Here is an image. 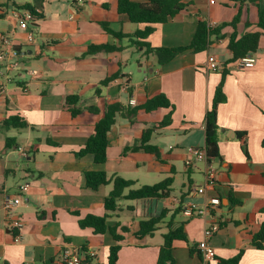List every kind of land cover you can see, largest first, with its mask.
<instances>
[{
  "label": "crops",
  "instance_id": "obj_1",
  "mask_svg": "<svg viewBox=\"0 0 264 264\" xmlns=\"http://www.w3.org/2000/svg\"><path fill=\"white\" fill-rule=\"evenodd\" d=\"M187 1L184 10L156 25L147 42L153 47L189 45L199 20L216 28L240 16L236 29L223 28L221 38L212 36L203 52L185 51L159 65L154 55L139 52L128 38L117 39L101 25L105 22L125 34L145 27L119 13L116 0H85L82 6L76 0H0V264H54L66 246L78 249L82 258L87 253L93 264H105L116 244L121 246L116 264H157L170 221L172 226L182 224L187 234V241L174 242L175 264H204L197 246L213 220L219 222L220 229L210 239L215 259L209 264H221L241 250L244 253L238 264H264V249L253 245L264 224V35L255 63L242 69L236 63L226 67L227 101L218 112L220 157L191 168L185 165L189 148L204 146L205 116L222 77V69H207L208 62L214 57L221 65L231 58L227 44L233 33L240 37L261 31L256 24L263 0ZM12 2L30 4L41 12L29 22L27 31L19 27L17 18L27 10H18ZM29 34L33 42L28 41ZM4 36L10 39L9 46L3 43ZM103 44L121 50L85 56L91 45ZM17 48L19 56L12 58L10 51ZM14 62L17 66L10 68ZM115 74L117 79L100 85ZM99 87L100 94H96ZM159 94L173 105V123L154 130L151 136L160 159L142 151L122 153L125 147L138 145L143 132L171 109L139 110L132 120L119 116L109 133L103 164L95 163L92 155H76L94 134L100 118L85 108L95 106L103 112L110 103L135 108ZM67 95L79 96V106L84 108L75 118L66 109ZM131 99L135 105L130 104ZM11 116H18L28 127L4 126ZM238 132L246 133L249 156ZM8 137L15 138L17 145L7 148ZM209 164L217 170V184L198 194L196 188L205 185ZM88 171L135 181L133 188L167 177L174 181L167 199L121 201L117 211L108 213L109 226L128 228L123 232L119 227L118 234L124 239L116 242L110 232L98 234L79 225L89 214L107 213L104 199L113 187H87ZM182 174L186 180L175 191L174 183ZM146 178L158 181L148 184L142 181ZM23 184L28 185L26 191H20ZM214 196L221 199V205L212 217L175 214L187 203L204 207ZM15 197L21 198L16 214L24 223L19 232L8 229L4 209L5 202ZM165 208L170 211L153 235L136 236L142 220L158 216ZM16 233L22 235L20 242L15 241Z\"/></svg>",
  "mask_w": 264,
  "mask_h": 264
},
{
  "label": "trees",
  "instance_id": "obj_2",
  "mask_svg": "<svg viewBox=\"0 0 264 264\" xmlns=\"http://www.w3.org/2000/svg\"><path fill=\"white\" fill-rule=\"evenodd\" d=\"M11 1V0H8ZM117 10L121 14L128 15L130 21L135 24H144L143 29L137 30L132 34H125L123 32H117L109 28V25L105 22L101 23L103 28L117 39L128 38L131 46L136 47L139 52H143L145 55H154L157 60V64L163 65L172 59H174L180 53L185 51H192L194 53H200L205 51L210 44V38L215 36L221 38V31L227 26H231L236 29V25L239 22L240 16H236L230 23H223L216 28H212L206 21L199 20L197 22V29L189 45L181 47H153L147 42L148 37L155 31L156 25L167 23L171 18L177 15L179 12L185 9L188 5L187 0H116ZM241 2L246 0H240ZM18 10L26 9L37 16V12L30 4L19 5L12 2ZM259 9V21L256 24L261 31L246 32L238 37L237 33H233L227 44V48L231 53V58L221 64L222 77L221 81L215 89V94L211 103V106L207 110L205 116L204 130H205V143L206 155L208 162L212 159L220 157L219 151V122L218 112L219 106L227 101V96L224 91L225 79L228 75L226 67L228 64L237 63L240 59L247 56H255L259 49V41L262 35H264V0L258 5ZM121 48L116 45L103 44V45H91L85 56L95 55L100 52L113 53L120 51ZM17 51L20 52L19 48ZM118 74L112 75L104 79L100 85H106L111 81L117 79ZM100 87L97 88L96 94H100ZM66 109L70 113L71 117L75 118L84 111V108L79 106L80 97L77 95H67ZM171 109V111L164 116V118L156 123L152 128L146 129L140 139L138 145L125 147L123 150V156L129 152H145L160 159V152L157 146L151 144V136L154 130L163 129L170 126L173 123L172 109L173 105L164 94H159L151 97L147 102L139 107L129 108L121 103L106 104L104 111L102 112L95 106L85 108L87 111L93 114H99L100 118L95 124V131L90 136L81 149L76 152V155L83 157L85 155H92L95 163L103 164L107 160V149L109 146V133L112 127L115 125L119 116L129 117L131 120L136 116L139 110H144L147 113L156 111L158 109ZM4 126L10 128H26L28 123L19 118L18 116H11L5 122ZM237 138L242 142V149L244 153L249 156L246 133L238 132ZM264 145V139H263ZM16 139L8 137L6 139V147L10 148L16 146ZM85 179L87 187L97 190L102 185L112 184V190L104 199V207L107 211L106 214L99 216L89 214L86 217L79 220V225L82 228H91L95 233L104 234L110 232L116 242H120L124 239L123 235L118 234V229L121 227L123 232H127L128 228L116 224L111 227L107 224L110 212H115L120 208L121 201H141V200H153V199H167L171 195V186L173 184V177H167L163 181L153 185H142L137 188H133L135 181L126 180L120 176L108 177L104 171H88L85 172ZM170 210L163 209L162 213L158 216L148 217L140 222V230L136 233L138 237H145L147 235H153L158 229L159 224L167 217V213ZM175 214L183 212V208L179 206ZM77 215L79 213L75 212ZM167 232L163 235L164 242L160 248L157 264H175L173 256L174 242L175 241H187V234L183 225L172 226L171 221L168 224ZM253 245L257 249H264V224L260 231L254 236ZM121 246L116 244L109 250L108 261L105 264H116L118 260V253ZM85 252V249L83 250ZM86 253V252H85ZM244 251L241 250L237 255L228 260H221V264H238L243 256ZM92 257L87 253L84 257V264H93Z\"/></svg>",
  "mask_w": 264,
  "mask_h": 264
},
{
  "label": "built area",
  "instance_id": "obj_3",
  "mask_svg": "<svg viewBox=\"0 0 264 264\" xmlns=\"http://www.w3.org/2000/svg\"><path fill=\"white\" fill-rule=\"evenodd\" d=\"M218 0H210L211 3H215ZM76 3L79 5H84L85 0H76ZM37 13H41L39 10ZM18 25L19 27L27 31L29 22L35 19V16L30 11H25L24 14H19ZM3 43L5 45H10L11 41L8 37L4 36L2 38ZM28 41L33 42L34 38L32 34L28 35ZM7 54H4L6 56ZM10 55L12 58H17L19 56V52L17 50L10 51ZM255 56H247L240 59L236 65L239 68H246L248 65L255 63ZM17 63L14 62L9 65L10 68H15ZM222 68L220 63L216 60V58H211L208 62L207 69L211 71H219ZM34 76V73H31ZM131 105H135V100H130ZM22 155H26V153L21 150ZM198 162H208L206 149L205 147L200 148H189L188 157L185 159V165L188 168L194 167ZM217 184V170L211 164L205 170V185L199 188H196V192L198 194H204L207 188L214 189ZM28 189L27 184H23L20 186V191H26ZM21 203L20 197L10 198L4 204V209L6 211L7 218V227L13 231H21L24 226L23 221L16 214V207ZM221 205V199L217 196H214L205 203L204 207H199L195 203H187L183 206V212L189 214L191 216H201V217H212L214 212H216ZM220 224L217 220L211 221L204 230L203 239L198 243V252L201 255L204 264H209L215 259V250L210 245V239L219 231ZM22 239L21 233H16L15 241L20 242ZM84 258L81 257L78 249L66 246L62 253L61 258L55 262L54 264H84Z\"/></svg>",
  "mask_w": 264,
  "mask_h": 264
},
{
  "label": "rangeland",
  "instance_id": "obj_4",
  "mask_svg": "<svg viewBox=\"0 0 264 264\" xmlns=\"http://www.w3.org/2000/svg\"><path fill=\"white\" fill-rule=\"evenodd\" d=\"M131 177H134V176H131ZM163 177H165V176H163ZM160 179H162V178H160ZM185 180H186V176L185 175H183V174L182 175H178L177 180L174 183L173 189L175 191H177V189H179V187H180L179 185L181 183H183V181H185ZM142 181H144L145 183L151 184V183H154V181H158V180H149V178H146V179H144Z\"/></svg>",
  "mask_w": 264,
  "mask_h": 264
}]
</instances>
